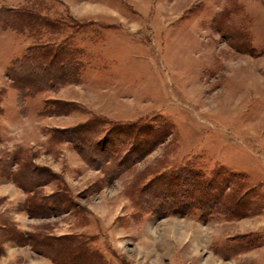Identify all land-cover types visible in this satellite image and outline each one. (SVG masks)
<instances>
[{
    "label": "rangeland",
    "instance_id": "1",
    "mask_svg": "<svg viewBox=\"0 0 264 264\" xmlns=\"http://www.w3.org/2000/svg\"><path fill=\"white\" fill-rule=\"evenodd\" d=\"M65 40L81 62L79 81L22 98L8 66L30 46ZM55 99L112 120L169 123L172 134L109 183L71 143L52 140V127L90 116L43 114ZM15 154L62 174L73 203L59 216L31 217L28 193L0 171V226L14 225L21 240L91 236L104 264H264V0H0V162ZM181 166L213 176L218 190L231 174L245 180L255 187L252 213L138 214L126 192ZM208 198L194 203L211 207ZM18 240L0 233V264H54Z\"/></svg>",
    "mask_w": 264,
    "mask_h": 264
},
{
    "label": "trees",
    "instance_id": "2",
    "mask_svg": "<svg viewBox=\"0 0 264 264\" xmlns=\"http://www.w3.org/2000/svg\"><path fill=\"white\" fill-rule=\"evenodd\" d=\"M25 14L28 23L25 27L34 29L33 25L36 23L34 14L31 11ZM47 26L53 29L60 27L53 21ZM15 29L23 31L18 27ZM80 73L81 62L76 58V51L74 52L68 40H65L60 43L46 42L28 47L21 58L14 59L8 66L6 77L22 93V98H25L46 89H57L59 84L78 82ZM49 102L57 108L55 110L46 108L43 114H69L75 109L88 111L90 116L83 122L64 129L52 127L51 133L55 135L52 140L56 143L62 141L71 143L88 164L102 172L103 178L109 183L132 171L140 156L165 144L172 134L173 126L168 122V125H165L167 129L164 130L161 122L154 126L142 119L112 120L77 102L55 99L47 100L46 103ZM32 160L21 163L19 155L15 154L7 156L0 162L2 174L12 176L28 193L24 209L31 217L42 218L68 212L73 203L70 198V187L62 174L51 170L52 168L39 166L34 158ZM15 166L18 168H14ZM167 168L169 167L156 170L153 177L139 189L126 192L138 214L153 212L159 216H168L177 212L185 214L198 208L206 212L208 217L218 213L235 218L240 216L238 212L244 216L252 213L255 208L252 203L255 187L247 185L245 180H240L235 174H231L233 181H225L218 190L214 185L213 176H208L202 170L187 166L169 170ZM136 177L140 179L137 175ZM136 180L135 178L132 183ZM51 183H54L55 187L46 193L44 186ZM202 187L203 192L193 191ZM40 191L43 194L39 200L42 201H37L35 195ZM206 196H209L210 204L214 201L211 207L204 208L200 203H194L195 200L205 202ZM9 225L6 223L1 225L0 233L3 232L10 240L20 238L18 242L22 244L29 241L33 249L51 257L54 264H69V260H72L70 264L105 263L104 255L93 245L94 237L75 233L60 236L31 233L26 235L29 239L21 240L24 233L18 231L14 225ZM247 246L250 248L252 243Z\"/></svg>",
    "mask_w": 264,
    "mask_h": 264
},
{
    "label": "crops",
    "instance_id": "3",
    "mask_svg": "<svg viewBox=\"0 0 264 264\" xmlns=\"http://www.w3.org/2000/svg\"><path fill=\"white\" fill-rule=\"evenodd\" d=\"M59 98H60V97H59ZM47 99H48V98H47ZM52 117H53V116H52ZM61 117H64V115H62ZM50 126H55V125H54V123H53V124L50 125ZM50 126H47V128L50 127ZM47 142H48V141H47ZM62 144H63V143H62ZM62 144H61V145H62ZM55 145H56V144H55ZM59 145H60V144H58L57 146H59ZM80 157H81V156H80ZM99 172L102 173L101 171H99ZM99 172H98V173H99ZM102 175H103V174H102ZM53 189H54V188H52V190H53ZM52 190H51V191H52Z\"/></svg>",
    "mask_w": 264,
    "mask_h": 264
}]
</instances>
